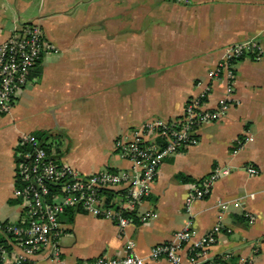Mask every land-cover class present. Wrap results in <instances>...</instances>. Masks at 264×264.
I'll return each mask as SVG.
<instances>
[{"label":"crops","instance_id":"obj_1","mask_svg":"<svg viewBox=\"0 0 264 264\" xmlns=\"http://www.w3.org/2000/svg\"><path fill=\"white\" fill-rule=\"evenodd\" d=\"M28 23L59 51L43 57L12 110L0 115V221L23 213L13 196L22 135L44 138L60 163L84 174L130 170L115 141L147 121L181 117L225 48L254 40L261 58L238 63L236 105L200 127L197 146L163 163L133 222L120 228L74 209L61 217L60 244L63 264L124 256L130 240L149 264H171L149 254L191 222L195 240L220 227L208 260L231 254L264 264V0H0V44ZM211 84L214 108L225 84ZM248 166L260 173L250 176ZM215 169L222 173L210 196L188 214L193 185ZM219 201L231 204L224 210ZM29 264L53 263L41 254Z\"/></svg>","mask_w":264,"mask_h":264},{"label":"built area","instance_id":"obj_2","mask_svg":"<svg viewBox=\"0 0 264 264\" xmlns=\"http://www.w3.org/2000/svg\"><path fill=\"white\" fill-rule=\"evenodd\" d=\"M37 23L20 27L0 44V115L9 113L16 97L28 87L31 76L44 56L58 52ZM261 47L250 40L225 48L224 56L208 71L209 82L202 92L187 101L184 113L173 120H150L131 132L128 138L114 143L118 155L132 164L130 170L106 169L84 174L60 163L49 143L36 134L22 135L17 144L15 189L13 196L22 208L21 220L0 221V264H29L34 257L44 254L53 264H63L60 238L61 217L68 209L81 210L86 215L113 222L126 228L133 222L136 209L151 192L163 163L176 154L199 144L200 127L221 121L236 105L238 63L248 55L261 58ZM223 80L225 87L217 105L211 108L209 97L212 82ZM244 145L238 142V148ZM250 176L260 171L253 166L246 168ZM221 169L204 181L195 183L188 194L185 209L191 214L192 204L210 196L214 183L220 178ZM119 192L120 197L112 193ZM231 203L219 201L218 207L226 210ZM238 208L241 203L235 202ZM157 217V215H152ZM150 218L147 215L143 221ZM220 227L195 240L192 223L174 233L168 243L152 248L149 259H166L171 264H224L234 258L231 254L221 260H208L210 248L216 243ZM136 244L130 240L121 257H99L93 261L76 264H149L136 253ZM187 251V261L184 251ZM233 264H252L236 260Z\"/></svg>","mask_w":264,"mask_h":264},{"label":"trees","instance_id":"obj_3","mask_svg":"<svg viewBox=\"0 0 264 264\" xmlns=\"http://www.w3.org/2000/svg\"><path fill=\"white\" fill-rule=\"evenodd\" d=\"M111 196L110 197H114L116 194L115 193H112V194H110ZM74 211V209H68L67 211H66V213L67 212H70V213H72ZM134 221H137L136 219H134ZM217 260H221V257H219V258H217ZM235 261H236V259L235 258H232V260H231V262H227V263H224V264H233V263H235Z\"/></svg>","mask_w":264,"mask_h":264}]
</instances>
